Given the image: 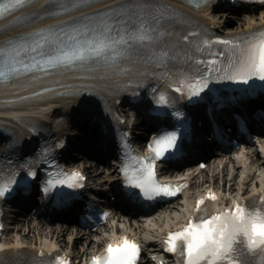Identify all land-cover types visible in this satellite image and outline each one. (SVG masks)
Returning a JSON list of instances; mask_svg holds the SVG:
<instances>
[{"label":"snow or ice","instance_id":"obj_1","mask_svg":"<svg viewBox=\"0 0 264 264\" xmlns=\"http://www.w3.org/2000/svg\"><path fill=\"white\" fill-rule=\"evenodd\" d=\"M25 0H13L6 7L11 9L24 3ZM73 7L82 0H61L58 6L67 11V3ZM5 6L0 5V14ZM114 15L95 14L96 19L85 14L72 23L70 31H65L61 25H55L40 31L20 37L21 43L16 45L12 52L17 56L13 64L25 70L34 67L18 58L20 51L36 52L44 47L53 51L65 47L71 49L69 53L48 56L45 63L56 66L61 62L92 61L93 58L103 60L114 66L120 58H133L138 48L152 49L157 41H161L165 32L162 30L167 15L164 6L155 7L148 0H132V2L118 5L110 10ZM186 39V37H185ZM148 43H145V42ZM207 43V41H205ZM232 44V41H227ZM231 56L215 71L205 69L207 76L197 74L195 84L189 86V96H200L208 90L211 81H234L250 84L254 80L264 82V32L259 37H252L248 42L241 41L231 50ZM166 53L153 52V58L165 56ZM216 61H213L215 65ZM179 115V113H177ZM180 139L179 131H165L158 135L151 143L154 157L162 158L176 149ZM36 172L30 173L33 180ZM84 179L80 172L67 174L64 179H58L55 184L59 189L75 190L83 185L79 182ZM26 193L31 187L25 181ZM174 186L161 184L156 179L155 162L152 158L145 160L139 169L138 175L131 177L129 187L124 190V196L130 201H140L144 198L155 199L160 195L173 194ZM139 190V191H137ZM0 189V195H7ZM41 192L47 194L48 189L41 187ZM52 197L60 204L70 203L72 197L63 191L52 190ZM212 199L214 194L209 193ZM264 198V197H262ZM200 205L205 204L201 198ZM203 209H198L202 211ZM264 212L250 210L240 203L234 208L226 209L212 215L210 218L194 219L184 230L170 235L168 243L170 250L177 249L185 252L187 264H220L221 261H230V264H242L241 254L244 251L237 244L242 236L247 238L248 245L256 249L257 245H264ZM183 245V247H181ZM139 249L134 241L125 238L121 245L108 246V255L104 258L94 257L93 264H135ZM237 258H233V257ZM44 264V262H41ZM63 264H67L64 261Z\"/></svg>","mask_w":264,"mask_h":264},{"label":"rangeland","instance_id":"obj_2","mask_svg":"<svg viewBox=\"0 0 264 264\" xmlns=\"http://www.w3.org/2000/svg\"><path fill=\"white\" fill-rule=\"evenodd\" d=\"M215 13H217V12H215ZM217 19L219 20V22H221V21H223L224 23L226 22L227 26H234V25H238L240 23H246L249 20H252V17H248L245 15L235 17L231 13H227L224 11H218ZM257 19H258V17H257ZM257 157L258 156L255 155L253 158H257ZM259 158H261L260 162H259V167L257 168L256 171H253L251 174V176H253V177L255 176V178L256 177L257 178L262 177V175L264 174V171H262V168L264 167V157H259ZM211 174L212 173H211L210 169L205 170L204 180H205V178L211 176ZM216 178H217V180H219L221 178V175L216 173ZM37 223L38 222L36 220H31L29 222H21L20 223L21 229L19 230V232L11 231L8 234V236H13V238H23V240H25L26 238H28V239L32 238L35 241L40 234V233H38V230L36 229ZM42 227H43V229H41V231H46L49 228V226H42ZM89 237H91V238H89ZM92 238L96 239V236H94V234L92 232L82 233V234L77 235V238L75 241V243L77 244L76 248H80L81 243H85L86 246H90L89 243H91L93 241Z\"/></svg>","mask_w":264,"mask_h":264},{"label":"bare ground","instance_id":"obj_3","mask_svg":"<svg viewBox=\"0 0 264 264\" xmlns=\"http://www.w3.org/2000/svg\"><path fill=\"white\" fill-rule=\"evenodd\" d=\"M261 12H262V11H261ZM261 12H259V13H261ZM78 80L82 81L83 83H85V81H89V80L84 79V78H82V79H78ZM106 81H107V80H105V82H106ZM108 81H109V80H108ZM10 96H11V95H10ZM10 96H7V97H10ZM59 101L62 102V103H64L65 106H68V104H69V103H67V100H65V99H60ZM49 107H50V106H49ZM49 107H48V108H49ZM48 108H45V110L48 109ZM35 109H36V108H35ZM40 110H41V112H38L39 114H45V113H46V112H42V110H44V108H40ZM38 111H39V110H38ZM34 112H37V111L33 110L32 113L35 114ZM58 113H62V110L59 109V108H56L55 110L52 111V114H51V113H48V115L55 116V115L58 114ZM246 158H247V157H246ZM256 160H257V162L259 161V159H256ZM233 161H234L233 159H230V162H233ZM233 164H234V163H233ZM249 169H250V165L248 166V170H249ZM200 186H203V185L200 183ZM202 192H204V191H202ZM201 194H202V193H201ZM199 195H200V194H199ZM58 225H59V224H58ZM58 225H56V226H58ZM50 226H51V225H50ZM65 226H66V228H68V225H65ZM36 228H37V226H36ZM54 228H57L58 230L61 231V228H58V227H55V226H54V227L51 226L50 229L53 230ZM146 232H147V233H150L151 231L148 230V231H146ZM60 233L62 234V232H60ZM47 234H48V233H47ZM157 236H158V235H157ZM26 239H27V240H26ZM26 239H25L26 242H30V241L33 240L32 238H30V239L26 238ZM43 239H45V238H43ZM22 240H23V238H20V239H17L16 241H18L19 243H20V242H24V240H23V241H22ZM49 241H50V240H44V241H42V243H43V242H49ZM40 243H41V241H40ZM51 243H53V241H51ZM51 243H50V244H51Z\"/></svg>","mask_w":264,"mask_h":264},{"label":"clouds","instance_id":"obj_4","mask_svg":"<svg viewBox=\"0 0 264 264\" xmlns=\"http://www.w3.org/2000/svg\"><path fill=\"white\" fill-rule=\"evenodd\" d=\"M262 229H264V226H262Z\"/></svg>","mask_w":264,"mask_h":264}]
</instances>
